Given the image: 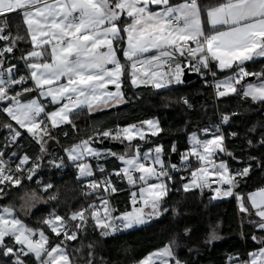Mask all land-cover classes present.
Segmentation results:
<instances>
[{
  "label": "snow or ice",
  "instance_id": "obj_1",
  "mask_svg": "<svg viewBox=\"0 0 264 264\" xmlns=\"http://www.w3.org/2000/svg\"><path fill=\"white\" fill-rule=\"evenodd\" d=\"M11 15L21 19L14 33L9 23ZM0 42V112L19 126L11 122L0 125L8 131L5 148L17 149L8 159L0 151V197L7 195L5 189L21 187L23 180L31 181L38 174L48 151L46 145L55 139L53 130L70 125L79 134L83 130L74 118L85 110L91 115L129 103L124 90L127 82L135 89L151 87L153 94L159 95L158 90L183 84L188 69L213 88L217 99L236 94L264 106V66L258 71L247 68L248 62L264 60V0H218L214 6L202 5V0H0ZM22 42H30L31 47L21 50L17 57L15 51ZM14 60L22 62L23 71ZM213 65L217 71L231 74L217 79ZM207 75H211V81ZM249 77L255 80L249 81ZM36 92L38 97H26ZM163 99L167 101L168 97ZM180 101L192 107L187 98L180 97ZM50 106H55L54 110L48 111ZM237 114H221L220 123L227 124ZM21 129L39 146L37 154H20V140L25 138ZM248 131L255 133L258 127L253 125ZM162 132L155 118L114 127H104L100 122L91 127L86 138L65 147L67 161L76 168V180L87 181L84 195L95 196L99 203L81 206L67 217L49 213L42 225L59 239L54 245L44 227H30L17 217L14 206H4L0 209V264H80L67 251V241L76 240L90 224L102 237L150 225L168 211L164 207L166 197L172 191L171 184L177 182L172 173L181 168L190 171V179L185 182L186 177L180 176V187L175 191L199 190L203 195L207 189L213 201L235 196L239 213L264 233V187L248 193L247 203L236 191L250 176L252 162L264 169V159L250 155L246 166L235 171L227 161L217 162L221 153L236 157L225 146L220 124H214L188 134L189 147L179 152V167L170 161L166 164L162 144L142 151V143H135H148L149 135L156 137ZM238 135L230 133L232 137ZM105 140L123 145V151L93 146ZM256 143L264 147V131H260ZM247 144L254 146L251 138ZM178 151L173 142L171 153ZM65 157L49 160L48 164L63 168ZM109 158L122 166L105 175L107 170L99 161ZM191 158L196 159L198 167L191 166ZM89 160L97 161L95 170ZM96 171L101 173L100 179L95 178ZM112 177L126 180L130 190L132 208L119 215H114L117 209L111 198L122 189ZM36 183L40 185L41 181ZM51 188V183L42 186L43 191ZM20 199L25 214L41 200L35 191L25 192ZM172 212L178 215L175 207ZM253 215L258 219H252ZM191 232L186 227L183 236L190 237ZM251 238L260 246L249 252L246 260L230 256L232 264H264V235L254 232ZM219 239L213 228L205 243ZM178 247L179 234H175L132 264H187L177 255ZM74 251L80 253L81 249ZM94 257V245L89 244L84 264H96Z\"/></svg>",
  "mask_w": 264,
  "mask_h": 264
},
{
  "label": "trees",
  "instance_id": "obj_2",
  "mask_svg": "<svg viewBox=\"0 0 264 264\" xmlns=\"http://www.w3.org/2000/svg\"><path fill=\"white\" fill-rule=\"evenodd\" d=\"M9 23L12 25L14 33L15 24L21 23V19L19 16L11 15ZM28 48L29 43H20L15 55L19 57L21 50ZM120 58L123 60L122 53H120ZM13 62L20 64L18 60ZM262 66H264V60H258L255 64L252 62L247 64L250 71H258ZM21 69L23 71L22 66ZM213 70L217 71L215 67ZM230 74V72L217 71V79H222ZM28 86L31 87V84L29 83ZM169 87L170 90H158L159 95H154V90L151 87L135 89L131 87L130 82H127L124 90L129 103L119 105L116 108L97 111L91 115L85 110L74 118L78 128L83 130L81 133L73 132L70 125L61 126L60 129L55 130L60 148L64 150L65 147L78 142L79 139L86 138L91 127L100 122L103 123L104 127H114L116 124L125 126L138 123L140 120L156 118L160 121L163 132L156 137L149 135L148 143L138 140L135 143H142V151L153 147L154 144H162L165 150L162 159L168 164L169 161L171 162V145L176 142L179 150L176 153V159L179 161L176 165L180 166L179 152H184L189 147V133L209 125L216 118L218 112L230 115L231 111H236L238 114L231 116L230 121L224 127L225 146L236 157V159L228 158L227 162L230 169L235 171L246 166L250 155L264 159V147L256 143L260 138V131H264V106L242 100L236 94H230L214 101L213 89L205 85L204 79L200 75L191 81ZM137 95H139V99L136 98ZM165 96L168 97L167 101L163 99ZM180 97H186L192 107L188 108L184 105L180 101ZM165 103L169 104L166 108L163 106ZM4 122H11L18 128L13 121H9L6 114L0 112V125ZM253 125L258 127V131L255 133L248 131ZM21 131L24 132L22 129ZM65 132H68L67 136L64 135ZM232 132H237L239 135L232 137L230 136ZM7 136V129L0 127V150L16 151V148H5ZM201 136L203 137V134ZM24 137L20 140V154L24 152L29 155L37 154L39 146L27 137L26 132H24ZM248 138L253 140V147L248 146ZM94 145L121 152L124 147L119 148L110 144L99 143ZM61 149L57 146L56 150L47 151L41 161L42 166L38 170V174L31 180L30 185L23 184L18 188L5 189L7 195L0 197V205L11 204V201L15 203L18 201L14 200L17 196L28 191H35L41 198V203L34 207L28 216L23 218V221L33 228L44 227L46 234L56 243H59V239L55 238L54 234L42 225V220L50 208L59 215L67 217L70 211L78 210L81 206L86 207L93 202L99 203L95 196L86 197L84 195L86 191L84 185L87 181L76 180V168L70 162L65 159V166L60 169L48 164L49 160L65 157ZM191 160V166L194 168L197 161L192 158ZM238 161L240 162L238 163ZM89 163L93 165L95 170L97 161L89 160ZM99 163L106 168L105 175L122 166L119 161L112 158L102 159ZM252 163L253 168L250 176L241 181L238 189H236L239 194L245 197L246 203L249 192L264 187V169L256 167V162L253 161ZM172 175L175 176L177 182L171 184L172 191L166 197L164 204L168 211L160 218L152 221L148 226L134 228L109 237H102L100 232L90 224L86 231L78 233L76 240L67 241V251L70 256L79 260L80 264H84V260L87 259L88 245L92 244L94 245L96 264H132L134 260H138L149 252L162 247L173 235L179 234V247L176 252L179 258L186 261L187 264H232L229 260L230 256L246 260L248 253L260 246L251 237L254 232L257 235H264V233H260L250 225L245 214L239 213L235 196L213 201L210 199L212 193L207 189L204 190L203 195L199 190L190 193L177 192L175 189L180 187V176L186 177L185 182H187V179H190V171H182ZM95 178L100 179L101 173L96 171ZM112 179L115 183V177ZM36 181H41V184L38 185ZM124 181L127 183L126 180ZM125 182L115 183L122 189L111 198L113 207L117 209L115 214L130 210L132 206L128 200L127 192L124 190ZM47 183H51L53 188L43 191L42 186ZM52 195H56L57 199L50 200L49 197ZM48 202L50 205L47 204ZM174 207L178 215L172 212ZM252 219L258 218L253 215ZM186 227L192 229L190 237L183 236V230ZM213 228L216 229L221 239L207 244L205 240ZM76 248H80L81 252H75L74 249ZM125 249L128 251L125 252ZM189 249L194 250L189 251Z\"/></svg>",
  "mask_w": 264,
  "mask_h": 264
},
{
  "label": "built area",
  "instance_id": "obj_3",
  "mask_svg": "<svg viewBox=\"0 0 264 264\" xmlns=\"http://www.w3.org/2000/svg\"><path fill=\"white\" fill-rule=\"evenodd\" d=\"M1 43H3V42H1ZM1 46H2V44H1ZM20 64H21V66L23 67V65H22V62L20 61ZM198 75V74H197ZM206 79L208 80V81H211L212 80V77H211V75H207L206 76ZM29 83L31 84V81H29ZM213 89V88H212ZM17 90H19V88L17 89ZM213 93H214V101H216V96H215V92H214V90H213ZM186 98V97H185ZM236 113V111H231L230 112V115L232 114V113ZM221 114H225V113H217V116H216V118L209 124V125H206V126H204V127H202V128H205V127H209L210 125H214V124H220V127H221V130H222V132L224 133V127H225V124H221L220 123V115ZM201 128V129H202ZM213 131H214V129H213ZM52 134H53V136L55 137V139L54 140H56V142H57V146H58V148L59 149H61L60 148V145H59V142H58V139H57V137H56V132H55V130H53V132H52ZM225 143V142H224ZM0 151H3V150H0ZM6 154H5V159H8V156L10 155V152H7V151H4ZM228 158H229V156H227L226 154H224V153H221L218 157H216V160H217V162L219 161V160H221V159H225V160H228ZM15 158H13V164H12V166L14 167L15 166ZM179 167V166H178ZM184 172L185 170L183 169V168H181V170L180 171H178V172H174V173H180V172ZM173 174V173H172ZM212 179H215V177H213ZM122 182H125L124 180H117L116 178H115V183H122ZM30 183H31V181H29V180H27V179H25V180H23V184L24 185H30ZM22 184V185H23ZM213 186H216L215 184H213ZM126 192H127V197H128V200H129V196H130V190H129V185L125 182V189H124ZM133 190H135V189H133ZM130 202V201H129ZM48 205H50V203L48 202L47 203ZM49 207V206H48ZM50 208V207H49ZM53 211H55V210H53L52 208H50L49 209V211L46 213V217L49 215V213H52ZM61 216H63V215H61ZM38 238V237H37ZM60 239H62V237H60Z\"/></svg>",
  "mask_w": 264,
  "mask_h": 264
},
{
  "label": "water",
  "instance_id": "obj_4",
  "mask_svg": "<svg viewBox=\"0 0 264 264\" xmlns=\"http://www.w3.org/2000/svg\"><path fill=\"white\" fill-rule=\"evenodd\" d=\"M198 75L197 73H194V72H191L189 71L188 69H185V75L184 77H182V79L185 81V82H188V81H191L193 80L194 78H196ZM254 79V77H249L248 80H252ZM34 95V93H30V94H26V97L27 98H30ZM103 144H110V145H113V146H116V147H123V145L117 143V142H114V141H109V140H105ZM57 148V142L56 140H49L48 142V145H47V149L48 151H54L56 150ZM176 156L177 154L176 153H172L171 154V162L172 163H175L177 164L179 161L176 159Z\"/></svg>",
  "mask_w": 264,
  "mask_h": 264
},
{
  "label": "crops",
  "instance_id": "obj_5",
  "mask_svg": "<svg viewBox=\"0 0 264 264\" xmlns=\"http://www.w3.org/2000/svg\"><path fill=\"white\" fill-rule=\"evenodd\" d=\"M218 2V0H202V5H205V6H214L215 5V3H217ZM125 19H126V17H125ZM128 22H130V21H128ZM121 27H123L124 25H123V23H121V25H120ZM0 44H2L1 42H0ZM30 47H31V44H30V42H29V48L28 49H30ZM122 57H123V55H122ZM213 67H215L214 65H213ZM173 85H178V84H173ZM31 86H32V84H31ZM170 86H172V85H170ZM110 90H114V89H112L111 88V86H110ZM38 95H39V93L38 92H36V93H34V95L32 96V98H36V97H38ZM31 98V97H30ZM54 108H55V106H50L49 108H48V111H52V110H54ZM150 119H153V118H150ZM156 119V118H155ZM14 122V121H13ZM14 124H15V122H14ZM18 126V125H17ZM19 127V126H18ZM203 138V137H202ZM94 147H96V148H99V149H104V148H100V147H97V146H95V145H93ZM194 161H196V159L195 158H192ZM225 161H227V160H225ZM219 162V161H218ZM158 167V166H157ZM195 167H198V164L195 166ZM138 175V174H137ZM257 190V189H256ZM255 191V190H254ZM254 191H251V192H254ZM250 193V192H249ZM248 195V194H247ZM112 203V202H111ZM131 208H132V206H131ZM131 208H130V210H131ZM129 210V211H130ZM17 213V212H16ZM18 214V213H17ZM114 215H119V214H115L114 213ZM23 221V220H22ZM24 222V221H23ZM25 223V222H24ZM47 235V234H46ZM50 238V237H49ZM50 240H51V242H52V244L54 245V244H56V242H53V239H51L50 238ZM256 250V249H255ZM255 250H252V251H255ZM252 251H250V252H252ZM247 259H248V255H247Z\"/></svg>",
  "mask_w": 264,
  "mask_h": 264
},
{
  "label": "rangeland",
  "instance_id": "obj_6",
  "mask_svg": "<svg viewBox=\"0 0 264 264\" xmlns=\"http://www.w3.org/2000/svg\"><path fill=\"white\" fill-rule=\"evenodd\" d=\"M223 79V78H222ZM255 80V78L254 79H252V80H249V81H254ZM28 99H32V97L31 98H28ZM65 159H66V157H65ZM67 160V159H66ZM223 160H225V159H223ZM29 193H31L32 191H28ZM20 196H22V195H20ZM20 196H17V198H15L14 200H18L16 203L14 202V201H11V204L10 203H7V204H4V205H0V209H2L4 206H9V205H12V206H14V208H15V214L17 215V217L19 218V219H21V220H23V218L24 217H27L28 216V214H29V212L27 213V214H25V212L24 211H21V204L23 203V201L20 199ZM41 203V201L40 202H38V203H36L35 204V206L34 207H36L37 205H39ZM33 207V208H34ZM32 208V209H33ZM31 209V210H32ZM18 214H17V213ZM219 236V235H218Z\"/></svg>",
  "mask_w": 264,
  "mask_h": 264
},
{
  "label": "bare ground",
  "instance_id": "obj_7",
  "mask_svg": "<svg viewBox=\"0 0 264 264\" xmlns=\"http://www.w3.org/2000/svg\"><path fill=\"white\" fill-rule=\"evenodd\" d=\"M62 150V149H61ZM62 153L64 154V150H62ZM65 155V154H64Z\"/></svg>",
  "mask_w": 264,
  "mask_h": 264
}]
</instances>
